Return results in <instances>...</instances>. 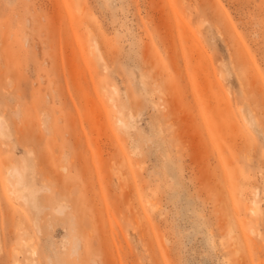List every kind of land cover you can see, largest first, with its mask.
Segmentation results:
<instances>
[{
    "label": "rangeland",
    "instance_id": "obj_1",
    "mask_svg": "<svg viewBox=\"0 0 264 264\" xmlns=\"http://www.w3.org/2000/svg\"><path fill=\"white\" fill-rule=\"evenodd\" d=\"M0 117V264H264V0H0Z\"/></svg>",
    "mask_w": 264,
    "mask_h": 264
},
{
    "label": "bare ground",
    "instance_id": "obj_2",
    "mask_svg": "<svg viewBox=\"0 0 264 264\" xmlns=\"http://www.w3.org/2000/svg\"><path fill=\"white\" fill-rule=\"evenodd\" d=\"M109 101L110 102H114V99L112 97H110ZM157 104H159V103H157ZM156 108H158V107H156ZM115 121L116 122H114V124L116 123L115 126H117V128L119 130H122L123 128L127 127L126 120L122 116V114H120L119 117H116V120ZM6 131H7V129H6V123H5L4 119L2 117H0V136L5 135L6 134L5 133ZM62 169L64 170V167H62ZM22 171H24V169H22ZM6 176H7V178H5V181L8 182V183H10V186L11 187L8 188V189H5V191L2 193L3 194V197H4V200H6L7 202H9V199L8 198H15L16 200L21 199V200H24L25 201V198L23 196V192L19 190V187L22 186V181H23V178H24V173L21 172L20 170H18L17 168L13 167V168H8L6 170ZM11 180L13 181V183H11ZM234 207L235 206L233 205L231 207V209L229 211H227V213H228V215L229 214H233V215L236 216L235 219H236L237 224H238V232L240 231L239 232V237L235 235L236 232L233 229V225L232 224H229V227H228L229 228L228 236H229V240H230V243L229 244L231 246V249L234 250V252L237 254V253H239V250H240L239 249L240 247H239V245L237 243L240 240V234L242 235V238H244V239H246L245 238L246 235H245V225L242 222V220L238 219L239 212L237 210H235ZM244 208H245V211L247 213L251 214V215L257 216L259 214V211H258V208H257V205H256V201H255L254 198L251 199V200H249V201H246L245 204H244ZM7 210H8V208L6 209V211ZM56 210H57V212L61 213V211H58V209H56ZM12 215H13V213L11 215H8L6 213V217L8 219L9 224H11V226L13 224V219L11 217ZM39 227H41V226H39ZM9 229H11V227ZM39 230H43V229L42 228L41 229L39 228ZM251 232H254V229H251ZM32 240H30V242ZM243 243H247V242H245V240H244ZM25 244H27V243H25ZM31 248L32 247H30V249ZM35 250H37V249H35ZM35 250H34V246H33V249L31 251V253H29V255H32L31 257H34Z\"/></svg>",
    "mask_w": 264,
    "mask_h": 264
}]
</instances>
